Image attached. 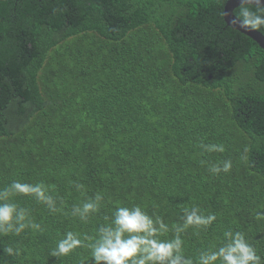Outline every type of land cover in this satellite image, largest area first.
<instances>
[{
    "label": "trees",
    "instance_id": "1",
    "mask_svg": "<svg viewBox=\"0 0 264 264\" xmlns=\"http://www.w3.org/2000/svg\"><path fill=\"white\" fill-rule=\"evenodd\" d=\"M224 4L0 0V188L40 184L54 202L13 197L40 228L0 236L21 249L3 264H92L86 246L50 252L133 203L170 228L185 208L214 214L182 234L189 256L238 230L264 258V51L226 25ZM225 160L227 173L209 170ZM96 194L98 212L73 214Z\"/></svg>",
    "mask_w": 264,
    "mask_h": 264
},
{
    "label": "clouds",
    "instance_id": "2",
    "mask_svg": "<svg viewBox=\"0 0 264 264\" xmlns=\"http://www.w3.org/2000/svg\"><path fill=\"white\" fill-rule=\"evenodd\" d=\"M227 3V0H223ZM239 5L231 23L242 31L264 32V0H237ZM221 15H227L222 12ZM205 152H224L223 145L201 144ZM248 149L245 148V152ZM231 160L213 164L210 171L227 173ZM82 187V186H78ZM17 194H35V199L53 208V199L40 184L30 185L18 180L0 188V236L20 235L25 229H39L27 209L13 201ZM104 197L96 194L93 199L73 207V214L87 221L90 213H96ZM183 223H165L163 218L150 215L142 205L116 206L108 223L97 229L95 237H84L68 231L51 250L52 257L66 256L77 248L90 249L92 264H264V258L248 241L242 231L226 230L217 244L201 249L195 256L185 251L182 234L191 226L206 229L216 220L214 214L204 215L198 207L183 210ZM257 219H264V212L257 213ZM169 233L172 235L169 237ZM85 240L91 242L85 245ZM0 251L7 257L21 254L19 247L5 245ZM0 264H3L0 261Z\"/></svg>",
    "mask_w": 264,
    "mask_h": 264
},
{
    "label": "water",
    "instance_id": "3",
    "mask_svg": "<svg viewBox=\"0 0 264 264\" xmlns=\"http://www.w3.org/2000/svg\"><path fill=\"white\" fill-rule=\"evenodd\" d=\"M238 6L239 5L237 3V0H227V3H225L223 6V12L227 13V15H223L224 22L229 27L239 31L240 33L252 39L264 51V35H262L260 32L257 31H252V32L242 31L231 23L233 16H235L233 10Z\"/></svg>",
    "mask_w": 264,
    "mask_h": 264
}]
</instances>
